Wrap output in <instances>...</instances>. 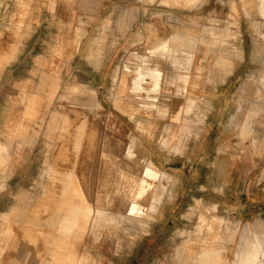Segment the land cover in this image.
Instances as JSON below:
<instances>
[{"label":"rangeland","instance_id":"1","mask_svg":"<svg viewBox=\"0 0 264 264\" xmlns=\"http://www.w3.org/2000/svg\"><path fill=\"white\" fill-rule=\"evenodd\" d=\"M5 1L0 249L16 246L17 264H201V252L219 255L221 264H241L255 246L264 261V11L258 0H2V7ZM85 1L97 8L85 11ZM67 29L130 31L108 35L113 49L105 48L102 33L90 49L76 52L75 43L62 40ZM33 30L39 32L31 36ZM182 32L196 39L188 75L180 65L190 48L172 43L180 65L150 57L161 70L159 86L151 93L132 90L124 67ZM82 54L90 57L81 66L87 76L74 70ZM99 68L104 76H96ZM71 74L88 92H65L77 82L67 81ZM49 78L57 90L40 120L46 99L37 91ZM153 102L165 113L143 107ZM100 145L109 150L106 157L96 154ZM129 145L130 159L124 156ZM70 170L80 187L62 197L59 179ZM152 196L159 203L146 213ZM86 203L104 209L110 223L93 232L79 216L76 229L62 235L54 218Z\"/></svg>","mask_w":264,"mask_h":264},{"label":"bare ground","instance_id":"2","mask_svg":"<svg viewBox=\"0 0 264 264\" xmlns=\"http://www.w3.org/2000/svg\"><path fill=\"white\" fill-rule=\"evenodd\" d=\"M92 3L90 1H85L83 2L82 4V8L85 10V11H90L92 10ZM258 5H259V9L260 11H264V0H258ZM130 10V9H129ZM264 15V13H263ZM64 20V19H63ZM123 20H129L128 16H125V18ZM1 30V29H0ZM79 32V31H78ZM82 32V31H81ZM77 38L80 37V34H77L76 35ZM73 40V39H72ZM202 41H207L206 38H202L201 39ZM172 43H176V44H179L181 47L183 48H190V51L187 52H182L183 54V60L184 62L180 65L178 60H179V57H178V52L177 50H174L172 49L171 47V44ZM75 44H77V41L75 42ZM196 44V39L195 38H192V37H188L185 33H173L169 36V38L161 43L159 46L155 47L154 50L150 51V55L151 56H148L144 59H141V63L140 64H135V67L131 68V67H128V66H125L124 69H125V72L127 73H130L131 74V77H130V80H129V84L131 86V89L132 90H142L146 93H151L155 90V88H157L159 86V83L161 81V70H160V67L158 66V62L155 63L154 65L150 64V57H162L164 59H168L171 63L172 66L174 67H177V65H180L181 66V69L184 71L185 74L188 75L189 71H190V64L193 60V53H192V48L193 46ZM129 78V77H128ZM145 83V84H143ZM141 85H145L147 86L146 88H144L143 86ZM41 89H43L42 91H37V93H39V95H43L45 97V106H44V109H43V113L40 117V120L43 119L44 115L48 112L49 108H50V104L52 103L53 101V98L56 94V90H57V82L54 80V79H43L41 80V84L40 86ZM160 88V87H159ZM83 91V92H88L87 90L83 89V87L80 85V83L77 81L76 83L72 84L69 89H66L65 92H69V91ZM63 97L67 96V93L63 94L62 95ZM115 100V99H114ZM143 107L148 110L149 112H157V113H161V114H164L165 113V110H163L162 108L158 107L156 105V103H143ZM192 106V103L191 101L188 102V105L185 109V112H189L190 111V107ZM115 108H117L121 113H123V109L122 107L119 105V100L118 98H116L115 100ZM181 112H183V110H181ZM220 114V113H219ZM251 115V114H250ZM55 115L54 114H51L50 117H49V122H48V126H47V133L50 135V136H53V130L51 129L52 128V122L54 121ZM192 117V116H191ZM218 117V116H217ZM193 118V117H192ZM134 121V120H133ZM135 122V121H134ZM248 123H245L243 125V130L248 132ZM83 130V129H81ZM32 133L35 135L36 134V131L32 129ZM81 134V133H80ZM82 135V134H81ZM80 136V135H79ZM81 137V136H80ZM80 137H78V141L81 139ZM80 142H78V145H79ZM102 144V143H101ZM65 145V144H64ZM99 146V144H97ZM101 146V145H100ZM77 147V146H76ZM95 147V146H94ZM126 147V146H125ZM61 148V147H60ZM65 148V146H64ZM62 148V149H64ZM79 148V147H78ZM98 148V147H97ZM94 149V148H93ZM61 150V149H60ZM59 150V151H60ZM80 150V149H79ZM95 150V149H94ZM121 150V149H120ZM64 150H61L59 152V154L61 152H63ZM65 152V151H64ZM94 152V151H93ZM109 152V150L106 148V146H101L100 149L96 151V154L99 153L100 156L102 157H106L107 156V153ZM123 152V151H122ZM78 153V152H76ZM80 153V152H79ZM124 153V152H123ZM62 155H59V156H63L64 153H61ZM66 154V153H65ZM84 154V153H83ZM93 154V153H92ZM95 154V155H96ZM80 155V154H79ZM116 155V154H115ZM122 154H120L121 156ZM67 156V154H66ZM77 156V155H76ZM75 156V157H76ZM81 156V155H80ZM98 156V155H97ZM125 157L127 158H132L133 157V152H132V148L131 146H127L126 150H125V154H124ZM83 157V156H82ZM84 157H85V154H84ZM94 158V156H93ZM96 158V157H95ZM94 158V159H95ZM60 159V158H59ZM99 159V158H98ZM123 159V158H122ZM56 160V159H55ZM78 160V158H77ZM84 160V159H82ZM101 160V159H100ZM124 160V159H123ZM60 161V160H58ZM64 161L63 158L61 159V162ZM68 161V160H67ZM71 161V160H70ZM92 161V159H91ZM98 161V160H97ZM104 161V160H103ZM126 161V160H125ZM56 164H57V161H55ZM75 162H78V161H75ZM74 162V163H75ZM85 162V161H83ZM59 163V162H58ZM64 163V162H63ZM66 163V162H65ZM91 163V162H90ZM90 163H87V164H90ZM93 163V162H92ZM91 163V164H92ZM105 163V162H104ZM78 164V163H77ZM95 164H96V160H95ZM61 165V164H60ZM65 165V164H64ZM62 165V166H64ZM67 165V164H66ZM74 166H78V165H74ZM92 166V165H91ZM95 166V165H94ZM97 166V164H96ZM110 166V165H108ZM107 166V167H108ZM60 167V166H58ZM83 166H81L82 168ZM99 167V165H98ZM119 167V166H118ZM64 168V167H63ZM66 168V167H65ZM75 168V167H74ZM80 168V166H79ZM80 168V169H81ZM88 169V167H86ZM85 168V169H86ZM61 169V168H60ZM96 169V167H95ZM98 169V168H97ZM59 169H57L58 171ZM63 170V169H62ZM81 170H84V169H81ZM74 171V170H73ZM73 171L70 170L68 173L65 174V176L62 178V179H59V182H60V192H61V195L62 197H65L70 191H73L75 189H73L74 187H80L78 186V184L75 186L74 184V174H73ZM79 171V170H78ZM50 172L52 173L51 175V180H56V177L53 175L55 173V170L51 169ZM60 172V171H59ZM82 172V171H81ZM85 172V171H83ZM82 172V173H83ZM88 172V171H87ZM95 172V171H94ZM98 173V172H96ZM95 173V174H96ZM78 174V172L76 173ZM94 174V175H95ZM82 175V174H81ZM93 175V176H94ZM80 176V175H79ZM58 177V176H57ZM127 177V176H125ZM60 178V177H59ZM78 178V177H76ZM80 178V177H79ZM135 178V177H134ZM133 178V179H134ZM121 179V178H120ZM123 180V179H122ZM126 180V179H125ZM129 180V179H128ZM75 181H78L75 180ZM81 180H79L80 182ZM127 181V180H126ZM131 181V180H130ZM129 181V182H130ZM132 182V181H131ZM133 185H132V188L129 190V194H130V197H135L136 196V190L138 189V184L140 185L139 183V180L137 181H133ZM95 183H96V180H95ZM118 184V183H117ZM130 184V183H129ZM125 185V184H123ZM57 186V185H56ZM90 186V185H89ZM88 186V187H89ZM55 187V186H54ZM96 187H97V184H96ZM96 187H95V190H96ZM129 187V186H128ZM58 188V187H56ZM92 189V188H90ZM52 190V189H51ZM56 190V189H55ZM78 190V189H76ZM80 190V189H79ZM74 192V191H73ZM77 192V191H76ZM82 192V191H81ZM92 192V190H91ZM97 192V191H96ZM48 193H50L48 191ZM57 193V191H56ZM79 193V191H78ZM94 193V192H93ZM84 198H85V195H84V192H82ZM77 195V194H76ZM79 197L80 194H78ZM145 195V194H144ZM94 196H95V193H94ZM54 197V196H52ZM78 198V197H77ZM49 199V197H48ZM105 199V198H104ZM107 199V198H106ZM81 200V199H80ZM86 200V198H85ZM89 200V199H87ZM91 200V199H90ZM89 200V201H90ZM159 198L156 197V196H152L147 207H146V213L149 212H155L156 208H157V205L159 203ZM48 201V200H47ZM51 201V200H50ZM79 201V200H78ZM84 201V199L82 198V202ZM93 202V200H91ZM90 201V202H91ZM49 202V201H48ZM61 202H64V200H61ZM80 202V203H82ZM47 203V202H46ZM85 203V202H84ZM82 203V204H84ZM51 204V202H50ZM78 204V203H77ZM91 204V203H90ZM50 206V205H49ZM104 206V205H103ZM51 207V206H50ZM53 207V206H52ZM138 213L139 214L142 209L141 208H138ZM53 211V209H52ZM79 216H82L85 221L88 223H90L89 225H91V229L93 230V232H98L101 228H103L105 225L109 224V219L107 217V213L104 209L100 208V207H91L90 205H84V206H75V205H71L70 208L68 209V211L66 212V214L64 216H56V218H54V223H58L59 224V228H60V232L62 235L64 236H68V234H70L71 232H73L76 227H77V224H78V219H79ZM149 216V215H148ZM88 227V225H87ZM87 229V228H86ZM97 238V237H96ZM198 261H200L201 264H221L220 263V256L219 255H215V257L211 258V255L210 254H207L205 252H201L200 255H199V258H198ZM241 264H264V261H259L258 260V250L256 249V247L254 246L253 247V254H251L250 256H247L246 258H244L242 260V263Z\"/></svg>","mask_w":264,"mask_h":264},{"label":"crops","instance_id":"3","mask_svg":"<svg viewBox=\"0 0 264 264\" xmlns=\"http://www.w3.org/2000/svg\"><path fill=\"white\" fill-rule=\"evenodd\" d=\"M92 3V10H90L89 12H92L94 9L97 8V2L96 1H90ZM2 0H0V26L2 25L4 19L6 18V10H7V4L5 1V6L2 7ZM90 16L93 17V14H91ZM36 30V29H35ZM39 30V29H38ZM120 31L121 33H123V35H125L126 33H128L130 31V29L126 30V29H67L64 32L65 37L62 38L63 42H69L74 44L77 41L76 44V52L78 51V49L80 50H87L90 49L92 47V44L94 43V35L97 34H105L107 35V42L105 45V48H110L113 49L114 48V42L110 41L111 37L108 35H111L115 32ZM79 31V32H78ZM82 31V32H81ZM31 36H34L35 33H38L39 31H31ZM80 34V37L77 38L76 35ZM73 39V40H72ZM121 39H123V37H121ZM84 56V59L79 60V62L73 63L74 65V70L78 71L79 74H84L85 76L86 73H84L82 71L81 66L82 65H90V57L89 54H82ZM76 60V58H75ZM78 60V59H77ZM69 65H71L72 63H67ZM106 64V63H105ZM97 66H103L104 64L97 63ZM108 65V63H107ZM80 66V68H79ZM102 68H99V70L96 72V76H104V72L105 69L102 70ZM77 75V74H76ZM74 74H71V76H69V78L67 79V81H69L70 79L76 80L77 79L75 77H73ZM92 81L96 80V78H91ZM11 209V208H10ZM18 250L16 248V246L10 244L9 249H0V264H17V260H18ZM50 264V263H47Z\"/></svg>","mask_w":264,"mask_h":264}]
</instances>
